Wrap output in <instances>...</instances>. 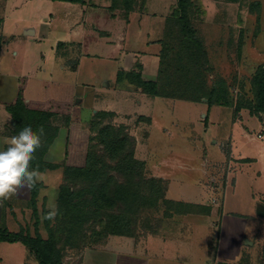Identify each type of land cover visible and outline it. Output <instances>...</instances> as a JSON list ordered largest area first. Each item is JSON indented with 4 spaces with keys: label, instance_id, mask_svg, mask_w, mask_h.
Returning a JSON list of instances; mask_svg holds the SVG:
<instances>
[{
    "label": "crops",
    "instance_id": "crops-1",
    "mask_svg": "<svg viewBox=\"0 0 264 264\" xmlns=\"http://www.w3.org/2000/svg\"><path fill=\"white\" fill-rule=\"evenodd\" d=\"M147 1L144 0L138 4L134 10L125 11L122 8H112V0H85L84 2L0 0V5L5 4V8L0 11V150H4L8 146L5 141L13 136L10 131L16 122L7 106L14 103L21 95L25 104L30 108L55 111L59 114L62 112L68 117V122L60 121L58 123L60 127L58 135L45 154V159L49 162L62 163L66 158L68 147L72 153L70 141L82 136L80 134L91 133L95 122L123 125L129 133L136 137V155L146 161L149 175L166 179L168 182L166 195L173 198L168 194L170 179L163 169V164L166 163L158 162L151 165L148 159L141 158L137 154L138 142L141 138L150 144L159 142L160 137L155 134L164 132L165 134L169 133L171 137L172 126L177 128V137L186 142L188 147L204 150L202 164L205 166L206 173H208V167L215 160L224 163L229 161L232 166L228 170L229 173L234 174L239 166H247L253 171V175L264 179V136H259V132L264 130V113L252 114L247 108L236 110L231 103L210 105L206 97L194 100L149 94L138 85L140 78L135 73H139L144 80H158L162 56L167 54L168 38L171 37L170 27L173 18L179 15L178 0L172 3L169 11L160 14L157 11L150 12L147 8ZM204 1L206 0H194L198 7H195L196 13L200 10L199 7H204ZM25 13H30V15L27 16ZM144 16L151 19L159 18V22H156L155 25H151L149 22L143 25L141 21ZM57 34H63L64 37H58L55 40L51 52L40 50L39 47L50 40L51 35L56 36ZM206 49L209 52V49ZM91 57L109 59L116 63L113 77H108V81L100 85L101 87L95 86L94 82L96 81L94 80H97L98 73L92 71L89 75L91 81L78 83V90L70 97L68 103L41 104L37 99L26 96L29 84L27 80L23 81V78L26 77L27 70L30 71H28L29 76L26 79L30 77L37 82L40 80L38 70L42 62L54 60L62 69L68 67L78 73L84 60ZM130 72L133 74L128 76ZM103 76L106 77V72ZM36 82H32V87ZM77 96L80 98L76 99ZM90 96H95L94 99H91L92 102L88 100ZM158 98L161 100H155ZM84 100L89 102L92 113L87 115L90 122L83 124L81 104ZM146 103H149L148 113L141 110ZM159 107L160 110H158ZM227 108L234 110L233 118L229 116L227 119L225 110ZM172 112H174L173 117H171ZM230 113L232 112L230 111ZM135 116L138 117L137 121L133 120ZM245 116L248 122L257 124L259 121L257 130L249 128L248 123L243 119ZM260 116L262 120L259 118ZM237 120L241 122L238 127L234 126ZM63 131L66 132L65 151L61 149L60 153L58 152L60 158L50 160L47 155L52 151L53 153L58 151L53 149V146ZM141 131L144 133V137L138 135V132ZM69 155L71 156V154ZM70 164L76 163L71 161ZM197 168L195 165L190 167V169ZM44 186L45 183L42 187ZM30 196L31 188L18 189L8 204L12 207L15 201L28 202ZM38 199H40V195H38ZM173 199L207 204L210 206V212L197 213L195 211L175 214L173 217L178 222L193 219L187 229L179 231L181 234L185 233L182 237H176L174 234L168 235L166 230L150 232L141 237L110 235L98 246L108 245L112 236L134 239L135 246H139L140 249H134L135 251L125 255L118 253L117 258L115 256L118 261L115 260L114 264H163L168 258L182 261L195 260L194 256L188 258L184 256L185 254H181L182 257L177 255L171 257L168 253L169 245L180 247L178 249L180 253L189 251L190 254L195 248L193 234V227L197 220L195 217H210L217 214L221 215L220 227L222 231L217 241L212 238L206 244L209 256L212 257L211 264L238 262L245 245L259 243V239L264 237V215L258 214V210L264 211V199L257 202L256 214L252 219L236 214L223 217L221 206L224 201L216 208L215 204H211V202H197L184 198ZM24 206L23 208L19 206L23 219L24 211L28 213L27 206ZM3 208H5L4 201L0 202V227H2ZM11 211L17 218V212L13 207ZM227 223L236 224L237 231L235 236L229 240L226 239ZM17 243L21 242H11V245L18 248ZM90 248L84 250L82 258ZM28 251L30 255L29 248ZM121 256H123L122 259Z\"/></svg>",
    "mask_w": 264,
    "mask_h": 264
},
{
    "label": "rangeland",
    "instance_id": "rangeland-1",
    "mask_svg": "<svg viewBox=\"0 0 264 264\" xmlns=\"http://www.w3.org/2000/svg\"><path fill=\"white\" fill-rule=\"evenodd\" d=\"M175 1L176 0H148L147 8L150 12L157 11L159 14L165 13L169 11L170 6ZM254 1L258 0H240L238 2L226 0L204 1V7H199L200 10L197 11V13L196 11L193 13V22L197 30V35L199 36L198 38L201 39L203 46L209 49V52L207 51V59L203 60L205 61V65L199 67L195 65L189 57H181L179 55L180 58H178L177 52L181 45L179 39H182V37L180 35L177 36L176 32L173 31L172 36L168 38L169 41L165 58L167 69L161 81L163 84L162 88L169 92L185 94V92L187 93L188 91L183 87L179 89L180 83L188 84L191 81V83L195 85L193 88L195 90L194 93L200 95L201 89L208 91L213 83L224 81L227 86L229 102L235 107L237 105L243 106L242 108L250 109L251 106L255 104L254 77L258 67L264 62V0H259L261 2L259 17L256 7H254V11H250V6ZM4 8L5 4L3 3V5H0V11ZM202 8L205 9L203 10ZM25 15L29 16L30 13H25ZM148 22L149 24L151 23V25H155L156 22H159V18L151 19L150 17L144 16L141 24L145 25ZM58 37L63 38L64 36L63 34H57L56 36L51 35V39L47 40L39 47L40 50L51 52V47ZM203 61L201 60V62ZM184 63H188L185 65L189 69V72L184 75H179L176 68ZM115 69V62L98 57L85 59L78 73L73 72L68 67L62 69L54 60H48L42 62L40 65L38 70L39 81H33L30 77L26 79V77L29 76L28 71L30 70L25 72L26 77L23 78V81L27 80L29 84L26 96L37 99L41 104L48 102L64 104L69 101L70 97L76 94L78 83L91 81L89 75H91L90 73L92 71L98 73L97 80H94L96 81L94 82L96 83L95 86H100L108 81V77H113ZM105 72L106 77L104 78L103 75ZM32 82H36L33 87ZM94 97L95 96H90L88 100L92 102L91 99H94ZM77 98L80 97L77 96L76 99ZM155 100L161 99L158 98ZM81 106L82 123H88L90 119H87V115L88 113H92V109H90L89 102L86 100L82 102ZM160 109L159 107L158 110ZM141 110L148 113L150 110L149 103H146ZM225 110L227 112V119L229 116L233 118L234 110L229 108ZM230 111L232 113H230ZM175 114L177 115V113ZM173 116L174 112H172L171 117ZM137 118L138 117L135 116L133 120L137 121ZM259 118L262 120L261 116ZM59 119L62 123H66L67 115L61 112L59 114ZM243 119L248 123L251 130L258 129L259 121L257 124H254L248 122L246 116ZM240 124V120H237L234 126L238 127ZM114 126L121 132L129 133L128 129L123 125ZM171 128L173 129L171 137L169 133L165 134L164 132H159L155 134L160 137L159 142L150 144L141 138L137 147L138 156L148 159L151 165L158 162L166 163L163 164V169L170 179L169 196L197 202H211V204H215L216 208L222 205L224 201L223 206H221L223 217H225V215L236 214L252 219L256 214L257 202L264 199V179L257 175H253V171L247 168V166H245L246 168L239 166L234 174L229 173L228 170L232 168L229 161L224 163L215 160V162H212L210 167H208V173H206L205 166L202 164L204 150L197 147H188L186 142L182 141L180 137H177V128L172 126ZM97 129L96 123H94L91 133L87 135L80 134L82 136L70 141L72 144V153H70L68 147L66 158L61 163L63 164L62 167L40 171L42 176L40 182L43 184L45 183V186L40 189V199L37 198L38 217L28 202L15 201L12 206L17 212V218H15L11 211L12 207L8 204L13 198L11 196L9 199L3 200L5 208H3L2 227H7L8 225V228L14 231L28 229L32 234H36V219L39 218L40 222L38 229L40 234L45 238L49 237V231L45 226L43 209L56 210L59 188L64 181V165L85 166L87 164L89 151L97 136ZM254 132L257 133L256 131ZM138 135L144 137L142 131L138 132ZM65 139L66 132L63 131L59 140H57L53 146V149L58 151L49 153L47 155L48 159L57 160L60 158L58 152L60 153L61 149L65 151ZM7 147L8 146H6V148ZM69 154H71V156ZM71 161L76 164H70ZM192 165L198 168L190 169ZM112 172L118 175L115 171ZM22 205L27 206L26 210L28 212L26 213V211H24V219L20 214V207L23 208ZM166 211L167 205L163 202H160L156 206L143 209L137 216L135 236L141 237L154 230H166L165 232L168 235L174 234L176 237H182L185 233L181 234L179 231L187 229V226L193 219H185V222H183V220L178 222L174 217L168 218L165 215ZM195 218L197 219L193 227L195 248L192 252L190 254L188 253L189 251L180 253L178 252L180 247L176 245H169L168 249V253L171 257L176 255L182 257L181 254H185L184 256L188 258L194 256L195 260L187 259L188 261H182L168 258L163 264H211L210 261H212V257L209 256L210 254L206 244L209 239L213 238L215 241L218 240L222 231L220 227L221 215L217 214L210 217L196 216ZM55 220L56 219L53 218V224H55ZM227 225L226 239L229 240L231 237L235 236L237 231L236 224L227 223ZM92 228L86 231L88 237L92 234ZM63 234V230H59L58 238L62 239ZM92 240L93 239L83 240V242L75 247H65L66 263L114 264L115 260L118 261V259H115L118 253L125 255L135 251L134 249H140L139 246H135L134 239L129 237L112 236L109 244L105 246H98L103 240ZM259 241V243H255L251 246L245 245L243 250V253L245 252L251 255L252 264H260L263 258L264 237L260 238ZM3 242L5 243H0V264H39L32 252H30L29 255L28 247L25 244L17 243L16 246L19 247L16 248L14 245H11L9 241ZM88 247L91 248L86 251L82 258V253ZM122 258L123 256H121V259Z\"/></svg>",
    "mask_w": 264,
    "mask_h": 264
},
{
    "label": "trees",
    "instance_id": "trees-1",
    "mask_svg": "<svg viewBox=\"0 0 264 264\" xmlns=\"http://www.w3.org/2000/svg\"><path fill=\"white\" fill-rule=\"evenodd\" d=\"M84 2L85 0H69ZM144 0H112V8H122L125 11L134 10ZM238 2L240 0H226ZM194 0H178L179 15L173 18L170 27V36L173 31L180 35L178 58L189 57L197 66H204L208 52L197 35L193 22V13L197 10ZM258 11L261 2L254 1L250 11ZM174 36V35H173ZM176 36V37H177ZM180 55V56H179ZM166 55L162 56V64L157 81L144 80L139 73L138 85L143 91L154 95H167L188 99H201L206 97L209 104H230L227 86L224 81L213 83L209 90H200V95L194 93L195 85L181 84L187 93L177 94L162 88V79L166 72ZM201 60L203 62H201ZM184 63L176 69L179 75L189 72ZM175 69V70H176ZM205 69V68H204ZM130 72L128 76L132 75ZM255 104L249 109L252 114L264 113V64L258 67L254 77ZM243 106H237L240 110ZM16 121L10 133L15 136L26 125L34 130L43 127L45 134L42 137V146L34 154L32 167L39 172L47 169L62 167L61 163L49 162L45 154L59 132V113L28 107L22 96L7 106ZM68 122V117L66 119ZM96 137L88 154L85 166L64 165L63 182L60 185L58 204L56 210L43 209L45 226L49 237H43L38 229L40 219H36V234L28 229L13 231L8 227H0V242H21L34 254L39 264H67L65 261V247H75L83 240H105L110 235H136V221L138 214L145 208L153 207L163 202L167 205L165 215L170 218L175 214L189 212L209 213L207 204L187 202L167 197L168 182L163 177L149 175L146 161L136 155L137 139L131 133L121 132L112 124L95 122ZM110 129V130H108ZM97 138V139H96ZM115 171L118 175L114 174ZM43 183L40 181L31 188L28 200L34 213L38 217L37 198ZM55 218V224L52 223ZM93 227V228H92ZM93 229L91 236H87V229ZM63 230V238H58L59 230ZM157 231H151L156 233ZM251 246V245H250ZM232 264H252L251 255L242 253L238 262ZM260 264H264L263 258Z\"/></svg>",
    "mask_w": 264,
    "mask_h": 264
},
{
    "label": "clouds",
    "instance_id": "clouds-1",
    "mask_svg": "<svg viewBox=\"0 0 264 264\" xmlns=\"http://www.w3.org/2000/svg\"><path fill=\"white\" fill-rule=\"evenodd\" d=\"M44 134L42 126L34 130L26 125L17 135L6 139L8 147L0 150V202L16 194L18 189H30L42 180L40 172L32 167V161L42 146Z\"/></svg>",
    "mask_w": 264,
    "mask_h": 264
},
{
    "label": "water",
    "instance_id": "water-1",
    "mask_svg": "<svg viewBox=\"0 0 264 264\" xmlns=\"http://www.w3.org/2000/svg\"><path fill=\"white\" fill-rule=\"evenodd\" d=\"M258 214H260V215H264V211H262V210L259 211V210H258ZM247 241H248V240H247Z\"/></svg>",
    "mask_w": 264,
    "mask_h": 264
},
{
    "label": "built area",
    "instance_id": "built-area-1",
    "mask_svg": "<svg viewBox=\"0 0 264 264\" xmlns=\"http://www.w3.org/2000/svg\"><path fill=\"white\" fill-rule=\"evenodd\" d=\"M259 136H264V130H262V132H259Z\"/></svg>",
    "mask_w": 264,
    "mask_h": 264
}]
</instances>
